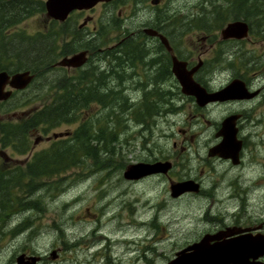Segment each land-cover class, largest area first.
Instances as JSON below:
<instances>
[{
  "label": "flooded vegetation",
  "instance_id": "flooded-vegetation-1",
  "mask_svg": "<svg viewBox=\"0 0 264 264\" xmlns=\"http://www.w3.org/2000/svg\"><path fill=\"white\" fill-rule=\"evenodd\" d=\"M112 3L113 1L107 3L99 2L90 9L73 10L69 13L67 18L62 21L48 18L46 16L48 26L51 27V34L54 33V45L52 48L53 53L52 56L47 58L44 64L41 65V69H39L38 72L45 70L46 73H54L55 78L50 85V88H53L54 93H52L53 96L49 101L59 102L62 100L63 97L60 94L61 92H64V87L85 88L88 86H96L102 88L107 85L108 88H110V91L117 92L118 90L120 95L122 94V100L125 97L124 99L127 103L143 104L157 102L158 107L161 110L156 112V114L154 111L146 113V116L148 117H145V122L136 120L135 117L137 116V113L131 111L132 106L124 112L120 111L119 113L116 112L117 114H110V116H112L111 118L114 119L115 123L113 127L117 134L114 143L119 142L121 146H123L122 144H125L127 147H129L134 140H140L143 145L149 147L150 143L153 142L152 137L158 124L155 123L156 118L157 121L158 119H163L169 123L170 121L168 117L170 115H184V112L186 111L182 110V107L184 105V101L186 100H191L192 115L198 119H205V117H210L219 111L221 115L220 122L215 126V130H213L212 139H209L208 142L204 144V147L206 148V157H204V161L212 169L220 171L215 172L216 174H222L209 177L202 175L192 176L189 174L191 170L185 172L184 175H181L180 172H176L177 168H184L183 162L186 164L184 157L187 153L188 141H194L195 137L200 138V134L196 135L183 127L178 128L177 131L172 134H165V132L162 131L161 135L163 134V136H165L164 138L173 139L171 145L167 148V142L164 141L158 148L161 153L160 156L136 162H168L169 167L166 169L162 167L160 172L155 174L147 175L138 179L125 180L128 182L129 187L139 185L155 186L159 181V183L165 181L169 190L171 182L178 183L191 180L196 185V191L184 192L177 197H172L171 192L169 191V193L167 192V197H163L158 200L157 207L156 205L150 206V212L152 209H155V213L152 212L146 219H140V221L138 220V225L132 224V222L128 221L127 216H125L123 217L124 221H126L125 225L130 227L134 226V228H137L138 230H145L148 227V229L150 228L152 231H155L162 228L160 215L162 214V211L164 213L165 207H167L171 201L175 203H179L181 201H189L190 203L194 202L197 204L195 211L198 216V220L200 219V221L205 223L207 228L200 230L190 240H186V245L184 247L200 241L205 236L209 237L210 244L218 241L231 243L232 241L242 239L241 242H243L244 245L255 247V250L248 256L245 264H264V127H260L261 119L264 118V115L260 117V115L257 114V111L261 107L264 108V85H262L263 80H260L261 75H255L257 70L252 69L254 65H251L250 63H245L242 69L234 68V64L231 63L228 67L224 68V66L221 67L212 65L211 63L213 62V59H201L200 57L194 59L193 57L187 58L184 55L182 56L173 45L174 43H172L169 34L162 30L160 27L161 25L159 26L154 24L147 27L153 28L165 36L172 47L171 51L165 48L158 36H151L145 33L143 31L145 26L139 31H120L114 22L109 21L106 24L102 21V4L110 5ZM98 7L101 8V17L97 20L90 14V12H93ZM227 41L239 42L241 40L228 39ZM137 48L140 49L137 50ZM127 53L129 54L127 55ZM76 54H83L81 57L83 60L82 64L78 66H67L61 64L62 60L71 58ZM172 55H175L179 60H184L186 62L187 69H192L198 64H201L194 71L192 77L196 82L203 86L207 92H218L235 81V85L230 91V93L235 96L226 100L208 102L203 106L198 105L194 96L184 94L181 91L179 82L171 70ZM231 60L232 57H230L229 54L225 59H223L224 62H232ZM257 60L259 61L258 58ZM6 61L7 58L2 60V64H0V72L6 71L10 76H12L17 72L28 70L34 76L32 83L38 77V72L21 67L16 68V66L13 67L9 63L7 64ZM8 61H10L9 58ZM153 62L157 64H154ZM208 63L213 66L212 69L208 68ZM209 69L211 70V73L209 72ZM166 72L167 74H165ZM224 73L229 74L228 78L224 82H218L219 77ZM125 75H127V77ZM158 75L161 76L158 77ZM121 83L122 85H120ZM10 88L11 87L9 85H6L5 90H10ZM59 88H62L63 90L60 91ZM26 89L19 90L12 88L11 96L6 100H0V104L13 100L18 93L24 92ZM39 96L41 95H37L35 98H38ZM159 101L161 105L159 104ZM169 103L172 106L174 105L172 109ZM129 113L131 115H129ZM187 114L190 115V112ZM40 115L43 114L38 113L35 110L12 112L3 117L0 110V168H3L5 178L8 179L9 172L16 167H19L20 171L24 172L27 164L37 162L39 160L38 158L42 156V152H45L47 155L55 153L53 152V150H55L54 148L58 147L63 140L72 138L75 130L80 128V126L84 123V121L80 122L73 131H59V133L61 132L63 135L55 138L53 136L54 131L51 136L49 135V131H47L48 128H46L47 123L31 121L33 116L37 117ZM68 115L71 117L72 115H80L79 117L83 118L87 116V113H84V111L82 113L71 112L68 113ZM116 115L118 116L116 117ZM79 117H72L71 121H61L53 128L64 122H76V119ZM229 117L234 118L235 136L227 148L228 150L223 151L220 154H211L210 150L223 140V136L220 134L221 125L222 122ZM152 118L154 121L148 122ZM109 121L112 120L106 121L105 124H110ZM24 124L32 125V127L22 128L16 131L12 128V126ZM138 124L141 127L137 126ZM2 126L3 128H1ZM53 128H50V130ZM142 132L145 135H143ZM131 133L134 134L132 138H130L132 135ZM123 135H125L124 139H122ZM32 136L35 137L30 144ZM41 144L44 145V148L39 150L38 148L43 146ZM7 150H9V152L11 150L12 153L10 154ZM15 153L25 154V157L23 159L15 158L13 156ZM11 163H13V165H11ZM126 167L127 165L125 166L124 163L121 165L120 171L122 177ZM206 180L209 181L205 182ZM155 197L157 198L158 195ZM233 198L236 199L233 200ZM151 199L152 198L149 200L152 201ZM216 203L219 206L215 205ZM136 212L137 211L135 210L133 215H135ZM144 224L146 226H144ZM168 224L165 226H168ZM22 227V225L19 228L16 226L14 229H18L20 231ZM103 238L109 239L105 234H103ZM146 238H148V236L145 237V239ZM126 243L128 247L127 249H131L130 242L128 243V241H126ZM55 247L57 249H52L49 252H40L32 249H25L24 251L21 250L16 258L19 255H23V264L31 263V257H37V261L34 264H59L62 248H58L57 246ZM122 247H124V245H122ZM103 248L102 254L98 251H94L93 254L86 258H90L88 260L92 262H95V260L97 262L102 259V262L106 264H129L130 259H132V263L130 264H169L170 260L175 257L177 252L176 251L174 253L173 257L164 256L160 253L157 258H155L153 255H148V253L154 252L152 251L153 248L146 246L144 247L145 249L142 255L136 254L133 257L123 260L118 257L120 254H114V256H112L113 247L110 248L108 252H104ZM111 256L113 257V260L109 262L108 259H111ZM16 258L14 261L15 264H17ZM50 258L52 259L51 261H49Z\"/></svg>",
  "mask_w": 264,
  "mask_h": 264
},
{
  "label": "rangeland",
  "instance_id": "rangeland-1",
  "mask_svg": "<svg viewBox=\"0 0 264 264\" xmlns=\"http://www.w3.org/2000/svg\"><path fill=\"white\" fill-rule=\"evenodd\" d=\"M39 1L30 0V5L38 8L40 6ZM141 1L142 3H140ZM141 1L114 0L110 5L102 4V21L106 24L109 21L114 22L120 31H139L144 26L147 27L159 23L162 30L169 34L172 43H174L173 45L180 55H184L187 58L193 57L194 59H197V57L213 59L212 65L224 66V68L231 63L234 64V68L242 69L245 63L251 62L250 64L254 65L252 69L257 70L255 75H261L260 80H263L262 85H264V15L252 17L246 21L249 25V33L247 37L240 39L241 41H222L220 30L228 22L236 19H229L226 22L220 21L221 23L217 27L214 25L215 20H212L213 17H205L209 23L212 21L213 23H211L214 26L208 31L199 29L190 22V19L192 20L194 15L201 10L204 9L205 12H209L212 8L210 3L212 1L218 3V0H159L156 5L152 4L151 0ZM90 14L98 20L101 17V8L98 7ZM239 19L243 20L242 18ZM163 20L165 21L163 22ZM7 32H10V37L7 39L9 45L7 46V51L14 49L13 47L19 44L29 50V53L27 52L28 57L38 56V53L41 52L40 49H43L42 56H47V54V58L52 56L53 50L51 47L53 48L54 45V33L50 36L51 27L48 26L44 11L33 12V14L27 16L26 19ZM228 54L232 57V62L223 61ZM211 64L208 65V68L212 69L213 66ZM228 76L229 74L227 73L222 74L218 82H224ZM54 78V73H46L45 70L39 71L38 77L24 92L18 93L13 100L0 104L3 117L12 112L35 111L47 103H53L49 100L53 96L52 93H54L53 88H50ZM37 95L41 96L35 98ZM183 104L182 110L186 111L184 115L168 117L169 123L163 119H158L155 122L158 124L152 137L153 142L150 143L149 147L137 140H134L135 142L133 141L129 147L125 144L121 146L119 142H109V145H104V142L102 148L104 150L109 148L111 150L110 154L116 159L115 161H106L110 156L106 157V153L102 154L97 161H94L92 157L84 156L81 157L77 166L72 165L69 170L60 175L54 174L48 179L35 180L37 183H50L49 187L47 185L43 186L44 188L34 187L29 193H24L22 190L24 200L38 199L37 207L30 209L25 206L15 207L11 214L2 217L0 222V264H15V258L21 250L35 249V251L49 252L52 249H57L55 246L62 248L59 264H106L102 262V259L92 262L86 258L94 251L102 254L103 247L104 252H108L113 247L112 256L122 252V254L118 255L120 259H128L136 254L142 255L144 247H150V245L154 252L149 254L153 255V257L157 258L160 253L164 256L173 257L176 251L186 245V240H190L200 230L207 228V225L201 222L200 219V222L198 221L195 211L197 204L189 201H181L179 203L171 201L167 205L164 213L160 215L163 229L159 228L155 231L150 228L138 230L134 226H126V221L123 218L127 216L128 221L138 225V220L146 219L152 212L155 213V209L150 212L151 205H156L157 207L158 200L168 196L170 190L165 181L161 183L159 181L155 186L139 185L129 187L128 182L122 177L121 171L117 168L121 167L123 163L126 166L136 161H144L146 158L153 159L156 156H160L159 145L166 141V147L168 148L173 141L171 138H164L165 136L161 135L162 131L165 134H172L178 128L183 127L196 135L200 134V138L195 137L194 141H188L187 153L184 157L186 164L183 162L184 168L179 167L176 172L184 175L185 172L191 170L189 174L192 176L202 175L209 177L222 174H216L215 172L220 171L212 169L204 161V157H206L204 144L209 139H212L213 130L220 122V112L218 111V113L210 117H205V119H198L192 115L191 100H186ZM83 111L87 113V116L80 118V115H78L77 117L79 118L76 119V122H64L51 130L48 129L49 135L51 136L53 131H73L80 122L87 120V118L91 121H94V118H101L102 127L112 130L115 122L112 120L109 121L110 124H105L108 121L106 117L107 110H103L102 104L92 102L87 106V110H82L80 113ZM188 112H190V115L187 114ZM105 114L106 116H104ZM257 114L262 117L264 108L261 107ZM102 119L103 121L101 122ZM151 120L149 122H153V119ZM260 127H264V118L261 119ZM34 137H31L30 144ZM124 138L125 135L122 136V139ZM70 139L63 140L61 144L63 145ZM62 147L60 145L54 149ZM41 148H44V145L38 149L40 150ZM7 151L9 152V150ZM129 151L132 152L129 153ZM9 153H12L11 150ZM42 153L46 155L45 152ZM13 156L23 159L25 154L15 153ZM102 158L106 159L104 160V162L106 161L105 165H102ZM100 166L102 169H98ZM207 181L209 180L205 182ZM156 195H158L157 198L155 197ZM150 198H152V201L149 200ZM215 205L218 204L216 203ZM135 210L137 212L133 215ZM19 223H22L21 225L23 226L20 231L14 229L16 225L21 226ZM166 224L168 226H165ZM102 234L107 235L109 239L101 240ZM147 234L148 238L145 239ZM114 240H119L121 244V240L125 243L126 241L130 242L131 249H124L123 251L122 245L119 247L120 242L117 244ZM109 242L112 243L109 244ZM124 246L128 248L127 244H124ZM112 256L110 260L108 259L109 262L113 260ZM51 260L50 258L49 261ZM130 263H132V259L129 260Z\"/></svg>",
  "mask_w": 264,
  "mask_h": 264
},
{
  "label": "trees",
  "instance_id": "trees-1",
  "mask_svg": "<svg viewBox=\"0 0 264 264\" xmlns=\"http://www.w3.org/2000/svg\"><path fill=\"white\" fill-rule=\"evenodd\" d=\"M218 3L212 1L210 3L212 8L209 12H205L204 9L201 10L198 14L194 15V18L190 22L199 29H205L208 31L214 26L212 25L213 22L211 21L212 23H209L205 17H213L212 20H215L214 25L218 27L221 22H226L229 19L242 18L243 20L247 21L252 17L264 15V0H218ZM39 5L40 6L38 8L32 7L30 5V0H0V64H2V60L7 58L6 63H9L13 67L16 66V68L21 67L24 69H31L34 72H37L39 69H41V65L44 64L48 57L44 55L42 56L43 49H40L41 52H39L38 56L36 55V57H28L27 52L29 53V50L19 44L14 46L15 49L13 50L15 53L12 52L13 50L7 51V46H9L7 39L10 37V32L7 31L26 19L27 16L33 14V12L45 11L44 2L42 0L39 1ZM202 11L204 13H202ZM49 34L51 36V33ZM8 58L10 61H8ZM107 88L64 87V92H61L60 94L63 99L59 102L47 103L41 108L37 109L36 112L42 113L43 115L37 117L33 116L31 121L47 123L46 128L50 129L61 121H71L72 117L77 118L75 115L69 117L68 113L81 112L85 109L87 110V106L92 102L100 103L102 104L104 111L108 110L106 116L108 117V120H114L111 118L112 116H110V114L117 111L120 112V110L121 112H124L131 106V110H134L135 113L137 110V116L135 117L136 120L144 122L146 120L145 117H147L145 116L146 113L152 111H155L154 113H156L161 110L158 107V103L156 102L143 103L142 105L127 103L125 100H122L119 92H109L110 88ZM63 89L59 88L60 91ZM121 100L122 102H120ZM139 105L142 107H139ZM172 108L173 106H171V109ZM143 109H145V111ZM95 120L91 121L89 118L84 120V123L80 126V128L75 130L73 138L68 140L63 145L60 144L63 146L62 148L53 150L55 153H52L51 155L46 154L43 156L42 154V156L38 158L39 160L37 162L27 164L24 172H21L19 167H16V169H13L9 172V178L7 179L5 178V173H3V168H0V222L2 221V217L4 215L6 216L11 214V211H13L15 207L18 208L19 206H25L28 209L37 207L36 203L38 199L23 201L24 197L22 196V190L24 193H29L34 189V187H43V185L50 186L51 184L44 182L37 183L35 182L36 179L44 180L45 178L48 179L54 174L60 175L61 173L69 170L72 165L77 166L80 162L79 160H81V157L84 156L92 157L94 161H97L99 158H101L102 154L106 153V157L110 155L107 160L102 158V165H105L106 161L110 162L116 160L113 158V155L110 154L111 150L109 148L108 150L105 149V151L103 148L101 149V147H99L102 146L104 142V145H109V142L115 141L117 134L114 127H112V130L104 128V126L102 127V124L99 122L100 118ZM30 127H32V125L29 124L12 126V128L15 129L14 131ZM1 128H3V126ZM97 140H99V142ZM104 160L106 161L104 162ZM98 169H102L101 166Z\"/></svg>",
  "mask_w": 264,
  "mask_h": 264
},
{
  "label": "water",
  "instance_id": "water-1",
  "mask_svg": "<svg viewBox=\"0 0 264 264\" xmlns=\"http://www.w3.org/2000/svg\"><path fill=\"white\" fill-rule=\"evenodd\" d=\"M112 0H45L46 16L56 20H65L68 14L73 10L90 9L98 2H110ZM159 0H151V3L156 5ZM143 31L151 36H158L165 48L172 50L167 38L150 27L143 28ZM249 25L246 21L236 19L228 22L221 30L220 37L223 40L227 39H243L248 36ZM83 54H76L71 58H66L61 61V64L67 66H78L82 64L81 59ZM187 69L186 62L179 60L175 55H172V73L179 82L181 91L184 94L192 95L196 99V103L200 106L208 102L217 100H226L233 98L235 95L230 93L234 87L233 81L226 88L218 92H207L203 86L193 79L194 71L200 66ZM33 79V74L30 71L17 72L10 76L6 71L0 72V100L8 99L12 94V88L24 89ZM6 85L11 87L10 90H5ZM220 134L223 140L217 146L210 150L211 154H220L228 150L230 143L235 136L234 118H226L221 125ZM62 133H54V137L61 136ZM168 168L169 163L155 162L145 163L136 162L128 165L123 172L125 179H138L147 175L160 172L161 168ZM196 191V185L193 181L187 180L183 182L170 184V192L172 197H177L184 192ZM242 239L226 243L222 241L210 244L209 237L205 236L200 241L192 243L175 254V257L170 260L169 264H245L248 256L255 250L253 246H246L241 242ZM23 255L16 258L17 264H23ZM34 264L37 257H31ZM28 264V263H26Z\"/></svg>",
  "mask_w": 264,
  "mask_h": 264
},
{
  "label": "bare ground",
  "instance_id": "bare-ground-1",
  "mask_svg": "<svg viewBox=\"0 0 264 264\" xmlns=\"http://www.w3.org/2000/svg\"><path fill=\"white\" fill-rule=\"evenodd\" d=\"M140 1H141V0H140ZM140 3H142V1H141ZM225 3H226V2H225ZM218 4H219V3H218ZM221 4H222V2H221ZM223 4H224V3H223ZM223 6H224V5H223ZM30 7H31V6H30ZM201 8H202V7H201ZM164 12H165V11H164ZM164 12H163V13H164ZM173 13H174V12H173ZM202 13H204V12L202 11ZM160 14H161V13H160ZM191 15H192V14H191ZM157 16H158V15H157ZM157 16H156V17H157ZM167 17H168V16H167ZM186 17H187V15H186ZM188 17H189V16H188ZM158 18H159V17H158ZM159 19H160V18H159ZM164 19H165V18H164ZM167 19H168V18H167ZM203 19H204V18H203ZM156 21H157V20H156ZM164 21H165V20H163V22H164ZM190 21H191V19H190ZM154 22H155V21H154ZM163 22H162V23H163ZM150 23H151V22H150ZM160 23H161V22H160ZM186 24H187V23H186ZM2 25H3V24H2ZM157 25H159V23H158ZM169 25H170V24H169ZM163 27H164V26H163ZM167 27H168V26H167ZM170 27H171V26H170ZM177 34H178V33H177ZM173 37L175 38V36H173ZM39 43H40V42H39ZM39 43H38V44H39ZM41 43H42V42H41ZM46 44H48V43H46ZM138 44H139V43H138ZM136 45H137V43H136ZM44 46H46V45H44ZM132 46H133V45H132ZM129 47H130V46H129ZM138 47H139V45H138ZM142 47H143V46H142ZM10 49H11V48H10ZM14 49H15V47H14ZM45 49L47 50V48H45ZM51 49H52V47H51ZM127 49H128V48H127ZM138 49H140V48H137V50H138ZM141 49H142V48H141ZM12 50H13V49H12ZM48 50H49V49H48ZM142 50H143V49H142ZM151 51H153V50H151ZM158 51H159V50H158ZM225 51H226V50H225ZM12 52H14V50H13ZM45 52H46V51H45ZM129 52H130V51H129ZM136 52H137V51H136ZM9 53H10V52H9ZM14 53H15V52H14ZM123 53H124V52H123ZM133 53H135V52H133ZM11 54H13V53H11ZM44 54H45V53H44ZM46 54H47V53H46ZM121 54H122V53H121ZM128 54H129V53H127V55H128ZM138 54H139V53H138ZM133 55H134V54H133ZM144 55H145V54H144ZM151 55H152V54H151ZM154 55H155V54H154ZM12 56H13V55H12ZM14 56H15V55H14ZM44 56H46V55H44ZM47 56H48V54H47ZM47 56H46V57H47ZM119 57H120V56H119ZM123 57H124V56H123ZM127 57H128V56H127ZM127 57H126V58H127ZM162 57H163V56H162ZM164 57H165V56H164ZM121 58H122V56H121ZM135 58H136V57H135ZM140 58H141V57H140ZM118 59H119V58H118ZM131 59H132V58H131ZM133 59H134V58H133ZM161 59H162V58H161ZM161 59H160V60H161ZM22 60H23V59H22ZM143 60H144V59H143ZM162 60H163V59H162ZM126 61H127V60H126ZM136 61H137V60H136ZM136 61H135V62H136ZM253 61H254V60H253ZM253 61H252V62H253ZM123 62H124V60H123ZM130 62H131V61H130ZM151 62H152V60H151ZM156 62H157V61H156ZM160 62H161V61H160ZM24 63H25V62H24ZM153 63H154V62H153ZM158 63H159V62H158ZM166 63H167V62H166ZM250 63H251V62H250ZM128 64H129V63H128ZM145 64H146V63H145ZM149 64H150V63H149ZM154 64H157V63H154ZM23 65H24V64H23ZM35 66H36V65H35ZM44 66H46V65H44ZM39 67H40V66H39ZM42 67H43V66H42ZM97 67H98V66H97ZM161 67H162V66H161ZM164 67H165V66H164ZM98 68H99V67H98ZM165 68H167V67H165ZM34 69H35V68H34ZM162 69H163V68H162ZM35 70H36V69H35ZM113 70H114V69H113ZM158 70H159V69H158ZM96 71H97V70H96ZM146 71H147V70H146ZM214 71H215V69H214ZM37 72H38V71H37ZM160 72H161V71H160ZM209 72L211 73V70H210V69H209ZM212 72H213V71H212ZM93 73H94V72H93ZM36 74H37V73H36ZM122 74H123V72H122ZM163 74H164V73H163ZM163 74H162V76H163ZM165 74H167V72H166ZM97 75H98V74H97ZM103 76H104V73H103ZM103 76H102V77H103ZM106 76H107V74H106ZM106 76H105V77H106ZM125 76L127 77V75H125ZM159 76H161V75H158V77H159ZM165 76H166V75H165ZM165 76H164V77H165ZM40 77H41V75H40ZM96 77H97V76H96ZM100 77H101V76H100ZM100 77H99V78H100ZM212 77H213V75H212ZM108 78H109V77H108ZM119 78H120V75H119ZM121 78H122V77H121ZM123 78H124V77H123ZM128 78H129V77H128ZM161 78H163V77H161ZM210 78H211V77H210ZM94 79H96V78H94ZM102 79H104V78H102ZM113 79H114V78H113ZM115 79H116V78H115ZM126 79H127V78H126ZM151 80H152V79H151ZM168 80H169V79H168ZM110 81H111V80H110ZM112 81H113V80H112ZM120 81H121V80H120ZM125 81H126V80H125ZM152 81H154V80H152ZM152 81H151V82H152ZM91 82H92V80H91ZM94 82H95V81H94ZM94 82H93V83H94ZM97 82H98V81H97ZM126 82H128V81H126ZM129 82H130V81H129ZM147 82H148V81H147ZM149 82H150V81H149ZM161 82H162V79H161ZM165 82H166V81H165ZM48 83H49V82H48ZM104 83H106V82H104ZM107 83H108V82H107ZM109 83H110V82H109ZM115 83H116V82H115ZM153 83H154V82H153ZM156 83H157V82H156ZM98 84H99V83H98ZM98 84H96V85H98ZM102 84H103V83H102ZM147 84H148V83H147ZM150 84H152V83H150ZM104 85H105V84H104ZM120 85H122V83H121ZM132 85H133V84H132ZM102 86H103V85H102ZM117 86H118V85H117ZM166 86H168V85H166ZM88 87H89V86H88ZM95 87H96V86H95ZM106 87H108V86L106 85L105 88H106ZM109 87H111V86H109ZM136 87H137V86H136ZM136 87H135V88H136ZM113 88H114V87H113ZM127 88H128V87H127ZM131 88H132V87H131ZM142 88H143V87H142ZM107 89H108V88H107ZM143 89H144V88H143ZM156 89H157V88H156ZM159 89H160V88H159ZM112 90H113V89H112ZM121 90H123V89H121ZM131 90H133V89H131ZM166 90H167V89H166ZM105 91H106V90H105ZM125 91H126V90H125ZM142 91H143V90H142ZM148 91H150V90H148ZM159 91H160V90H159ZM109 92H111V91H109ZM112 92H113V91H112ZM117 92H119V91L117 90ZM133 92H134V91H133ZM138 92H139V91H138ZM106 93H107V92H106ZM106 93H105V94H106ZM135 93H136V92H135ZM153 93H154V92H153ZM153 93H152V94H153ZM164 94H165V93H164ZM168 94H169V92H168ZM121 95H122V94H121ZM135 95H136V94H135ZM123 96H124V95H123ZM154 96H155V95H154ZM136 97H137V96H136ZM165 97H166V96H165ZM71 98H72V97H71ZM111 98H112V97H111ZM116 98H118V97H116ZM119 98H120V97H119ZM124 98H125V97H124ZM124 98H123V100H125ZM127 98H128V97H127ZM131 98H132V97H131ZM134 98H135V97H134ZM56 99H58V98H56ZM120 99H121V98H120ZM120 99H119V100H120ZM152 99H153V98H152ZM156 99H157V98H156ZM164 99H165V98H164ZM164 99H163V100H164ZM168 99H170V98H168ZM142 100H143V99H142ZM179 100H180V99H179ZM107 101H108V100H107ZM109 101H111V100H109ZM134 101H135V100H134ZM140 101H141V100H140ZM156 101H157V100H156ZM164 101H165V100H164ZM115 102H116V101H115ZM118 102H119V101H118ZM120 102H122V100H121ZM131 102H132V101H131ZM138 102H139V101H138ZM141 103H142V101H141ZM156 103H157V102H156ZM167 103H168V101H167ZM167 103H166V104H167ZM107 104H108V103H107ZM114 104H116V103H114ZM139 104H140V103H139ZM153 104H154V103H153ZM159 104L161 105L160 101H159ZM169 104H170V103H169ZM141 105H142V104H141ZM141 105H139V107H140ZM171 106H172V105L170 104V107H171ZM173 106H174V105H173ZM107 107H108V106H107ZM118 107H120V106H118ZM122 107H123V106H122ZM135 107H136V106H135ZM135 107H134V108H135ZM141 107H142V106H141ZM178 107H179V106H178ZM120 108H121V107H120ZM152 108H153V106H152ZM152 108H151V109H152ZM135 109H137V108H135ZM175 109H176V108H175ZM177 109H178V108H177ZM75 110H76V109H75ZM99 110H100V109H99ZM115 110H116V109H115ZM117 110H118V109H117ZM119 110H120V109H119ZM122 110H123V109H122ZM143 110L145 111V109H143ZM154 110H155V108H154ZM77 111H78V110H77ZM100 111H102V110H100ZM100 111H99V112H100ZM113 111H114V109H113ZM120 111H121V110H120ZM131 111H134V110H131ZM139 111H140V110H139ZM176 111H177V110H176ZM127 112H128V111H127ZM154 112H155V111H154ZM162 112H163V111H162ZM168 112H169V111H168ZM107 113H108V110H107ZM115 113H116V112H115ZM118 113H119V112H118ZM136 113H137V110H136ZM102 114H103V113H102ZM112 114H113V113H112ZM116 114H117V113H116ZM155 114H156V113H155ZM157 114H158V113H157ZM97 115H98V114H97ZM122 115H123V114H122ZM129 115H131V114L129 113ZM133 115H135V114H133ZM153 115H154V113H153ZM168 115H169V114H168ZM168 115H167V116H168ZM104 116H106V114H105ZM113 116H114V115H113ZM117 116H118V115H116V117H117ZM145 116H146V115H145ZM161 116H162V115H161ZM170 116H171V115H170ZM170 116H169V117H170ZM69 117H70V116H69ZM119 117H120V115H119ZM133 117H134V116H133ZM133 117H132V119H133ZM147 117H148V116H147ZM107 118H108V117H107ZM126 118H127V117H126ZM155 118H156V117H155ZM162 118H163V117H162ZM94 119H96V118H94ZM100 119H101V118H100ZM115 119H117V118H115ZM124 119H125V118H124ZM152 119H153V118H152ZM106 120H107V119H106ZM147 120H148V119H147ZM159 120H160V119H159ZM95 121H96V120H95ZM102 121H103V119L101 120V122H102ZM115 121H116V120H115ZM129 121H131V120H129ZM129 121H128V122H129ZM151 121H152V120H151ZM153 121H154V119H153ZM156 121H157V118H156ZM99 122H100V121H99ZM104 122H105V121H104ZM116 122H117V121H116ZM148 122H149V121H148ZM91 123H92V122H91ZM126 123H127V122H126ZM258 123H259V122H258ZM124 124H125V123H124ZM135 124H136V123H135ZM141 124H142V123H141ZM90 125H91V124H90ZM122 125H123V123H122ZM122 125H121V126H122ZM131 125H132V123H131ZM133 125H134V124H133ZM154 125H155V124H154ZM137 126H139V124H138ZM139 127H141V126H139ZM151 127H152V126H151ZM149 128H150V127H149ZM147 129H148V128H147ZM147 129H146V131H147ZM121 130H122V129H121ZM95 132H96V131H95ZM117 133H118V132H117ZM93 134H95V133H93ZM125 134H126V133H125ZM132 134H133V133H132ZM142 134H143V132H142ZM120 135H121V133H120ZM143 135H145V134H143ZM135 136H136V135H135ZM139 136H140V135H139ZM136 137H137V136H136ZM126 138H127V137H126ZM137 138H138V137H137ZM119 139H120V137H119ZM138 139H139V138H138ZM125 140H126V139H125ZM132 140H133V139H132ZM92 141H93V139H92ZM97 141L99 142V140H97ZM139 141H140V140H139ZM144 141H145V140H144ZM94 142H95V141H94ZM121 142H122V141H121ZM125 142H126V141H125ZM134 142H135V141H134ZM72 144H73V143H72ZM74 144H75V143H74ZM142 144H143V143H142ZM114 145H115V144H114ZM122 145H124V144H122ZM65 147H66V146H65ZM65 147H64V148H65ZM99 147H100V146H99ZM142 147H143V146H142ZM122 148H123V147H122ZM125 148H126V147H125ZM101 149H102V146H101ZM127 149H128V148H127ZM145 149H146V148H145ZM60 150H61V149H60ZM122 151H123V150H122ZM132 151H133V150H132ZM132 151H131V152H132ZM131 152L129 151V153H131ZM124 156H125V154H124ZM124 156H123V157H124ZM147 157H148V156H147ZM146 159H147V158H146ZM93 162H94V161H93ZM93 164H94V163H93ZM89 165H90V164H89ZM119 166H120V165H119ZM86 168H87V166H86ZM86 168H85V170H86ZM117 168H119V170L121 169V167H117ZM119 172H120V171H119ZM152 180H153V179H152ZM122 182H123V181H122ZM240 182H241V181H240ZM43 186H44V185H43ZM40 187H41V186H40ZM47 187H49V186L47 185ZM38 188H39V187H38ZM43 188H44V187H43ZM39 190H40V189H39ZM40 191H41V190H40ZM25 195H26V194H25ZM227 197H228V196H227ZM236 198H238V197H236ZM236 198H235V199H236ZM215 199H216V198H215ZM228 199H229V198H228ZM228 199H227V200H228ZM235 199L233 198V200H235ZM32 200H33V199H32ZM73 200H75V199H73ZM73 200H72V201H73ZM137 200H138V199H137ZM147 200H148V199H147ZM223 200H224V199H223ZM231 200H232V199H231ZM24 201H25V200H24ZM134 201H135V200H134ZM134 201H133V202H134ZM145 201H146V200H145ZM241 201H242V200H241ZM227 202H228V201H227ZM229 202H230V201H229ZM236 202H237V201H236ZM136 203H137V202H136ZM164 203H165V202H164ZM238 203H239V202H238ZM139 204H140V203H139ZM241 204H242V203H241ZM147 205H148V204H147ZM139 206H140V205H139ZM145 206H146V205H145ZM151 206H152V205H151ZM218 206H219V205H218ZM218 206H217V207H218ZM162 207H163V206H162ZM210 207H211V206H210ZM165 208H166V207H165ZM219 209H220V208H219ZM144 210H145V209H144ZM149 210H151V209H149ZM156 211H157V210H156ZM214 211H215V209H214ZM238 211H239V210H238ZM146 212H148V211H146ZM160 212H161V211H160ZM162 213H163V211H162ZM200 214H201V212H200ZM209 214H210V213H209ZM19 215H20V214H19ZM159 215H160V214H159ZM210 215H211V214H210ZM216 216H217V215H216ZM20 217H21V216H20ZM20 217H19V218H20ZM191 217H192V216H191ZM194 217H195V216H194ZM196 217H197V216H196ZM212 217H213V216H212ZM214 217H215V216H214ZM17 218H18V217H17ZM12 219H13V218H12ZM12 219H11V220H12ZM26 219H27V218H26ZM153 219H154V218H153ZM158 219H159V218H158ZM15 220H16V219H15ZM24 220H25V219H24ZM24 220H23V221H24ZM137 220H138V219H137ZM195 220H196V219H195ZM25 221H26V220H25ZM198 221H199V220H198ZM10 222H11V221H10ZM13 222H14V221H13ZM21 222H22V221H21ZM193 222H194V221H193ZM199 222H200V221H199ZM201 222H202V221H201ZM136 223H137V222H136ZM196 223H197V222H196ZM7 224H9V223H7ZM19 224H20V223H19ZM21 224H22V223H21ZM21 224H20V225H21ZM128 224H129V223H128ZM142 224H143V223H142ZM147 224H148V223H147ZM199 224H203V223H199ZM14 225H15V224H14ZM197 225H198V224H197ZM6 226H7V225H6ZM16 226H17V225H16ZM144 226H146V225L144 224ZM0 227H1V226H0ZM2 227H3V226H2ZM129 227H130V226H129ZM14 228H15V227H14ZM18 228H19V225H18ZM138 228H139V227H138ZM144 228H145V227H144ZM144 228H143V229H144ZM147 229H148V227H147ZM153 229H154V228H153ZM2 230H3V229H2ZM12 230H13V229H12ZM35 231H36V230H35ZM39 231H40V230H39ZM136 231H137V230H136ZM30 232H31V231H30ZM138 232H139V231H138ZM2 233H3V232H2ZM9 233L11 234V232H9ZM149 233H150V232H149ZM24 234H25V233H24ZM31 235H32V234H31ZM93 235H94V234H93ZM3 236H4V235H3ZM147 236H148V235H147ZM11 237H12V236H11ZM28 237H29V236H28ZM38 237H39V236H38ZM145 237H146V236H145ZM24 238H25V237H24ZM31 238H32V237H31ZM100 238H101V237H100ZM152 238H153V237H152ZM20 239H21V237H20ZM26 239H27V238H26ZM35 239H36V238H35ZM97 239H98V238H97ZM101 240H104V238H103V234H102V238H101ZM107 240H108V239H107ZM154 240H155V239H154ZM26 241H27V240H26ZM33 241H34V239H33ZM118 241H119V240L116 241L117 244L119 243ZM121 241H122V244L120 243V245L127 244V243H125L123 240H121ZM130 241H131V240H130ZM152 241H153V240H152ZM128 243H129V242H128ZM109 244H110V242H109ZM134 244H136V243H134ZM148 244H149V243H148ZM107 245H108V244H107ZM32 246H33V245H32ZM75 246H76V245H75ZM120 247H121V246H120ZM150 247H151V245H150ZM31 248H32V247H31ZM121 248H123V251H124V249L127 250V248H126L125 246H124V247H121ZM67 249H68V247H67ZM144 249H145V248H144ZM149 249H150V248H149ZM32 250H33V249H32ZM34 250H35V249H34ZM129 250H130V249H129ZM147 250H148V249H147ZM119 251H120V250H119ZM150 251H151V250H150ZM125 252H127V251H125ZM125 252H124V253H125ZM151 252H152V251H151ZM96 253H97V252H96ZM121 253H122V252H121ZM121 253H120V254H121ZM92 254H93V253H92ZM148 255H149V253H148ZM89 256H90V255H89ZM113 256H114V255H113ZM116 257H117V256H116ZM118 257H119V256H118ZM120 257H121V256H120ZM96 258H97V257H96ZM108 258H109V257H108ZM88 259H90V258H88ZM112 259H113V258H112ZM85 260H86V259H85ZM109 260H110V258H109ZM123 260H124V259H123ZM147 261H148V260H147ZM95 262H96V260H95ZM123 263H124V262H123ZM94 264H95V263H94Z\"/></svg>",
  "mask_w": 264,
  "mask_h": 264
}]
</instances>
